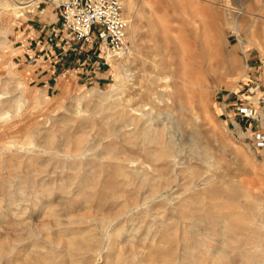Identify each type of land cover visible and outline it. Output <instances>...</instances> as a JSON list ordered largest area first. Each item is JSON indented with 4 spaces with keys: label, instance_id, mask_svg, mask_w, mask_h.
<instances>
[{
    "label": "rangeland",
    "instance_id": "1",
    "mask_svg": "<svg viewBox=\"0 0 264 264\" xmlns=\"http://www.w3.org/2000/svg\"><path fill=\"white\" fill-rule=\"evenodd\" d=\"M30 1L0 0V264H264V0H122L85 76Z\"/></svg>",
    "mask_w": 264,
    "mask_h": 264
},
{
    "label": "built area",
    "instance_id": "2",
    "mask_svg": "<svg viewBox=\"0 0 264 264\" xmlns=\"http://www.w3.org/2000/svg\"><path fill=\"white\" fill-rule=\"evenodd\" d=\"M54 6L57 23L61 31L68 34L73 45V52L78 54L104 50L113 55L125 53L130 47L128 20L124 13L122 0H42ZM71 46V45H70ZM89 51H85V47ZM104 61H108L106 57ZM259 84L248 86L246 95L257 94ZM264 103V96L259 99ZM243 117L253 115L251 107L241 108ZM264 144V134L260 135Z\"/></svg>",
    "mask_w": 264,
    "mask_h": 264
},
{
    "label": "crops",
    "instance_id": "3",
    "mask_svg": "<svg viewBox=\"0 0 264 264\" xmlns=\"http://www.w3.org/2000/svg\"><path fill=\"white\" fill-rule=\"evenodd\" d=\"M50 8V7H49ZM21 17H25V15H22V16H20L19 18H21ZM18 18V19H19ZM85 51H89V47H86V49H84ZM96 52H97V50H95V51H90L89 53H83V54H81L83 57H82V59H83V61H84V63L83 64H80L78 61V72L79 73H82L83 75L86 73V74H88V72L89 71H91V72H95V71H93V69L94 68H96V64L97 63H95V62H97V60H94L95 58L96 59H98V57H99V55L98 54H96ZM101 52V51H100ZM76 55L78 54V53H75ZM79 55V54H78ZM81 55H79V56H81ZM104 60V59H103ZM95 61V62H94ZM104 62H106V61H104ZM80 65H83V66H85V67H81ZM91 66H92V68L93 69H91ZM85 76V75H84ZM264 77V76H263Z\"/></svg>",
    "mask_w": 264,
    "mask_h": 264
},
{
    "label": "bare ground",
    "instance_id": "4",
    "mask_svg": "<svg viewBox=\"0 0 264 264\" xmlns=\"http://www.w3.org/2000/svg\"><path fill=\"white\" fill-rule=\"evenodd\" d=\"M37 3L38 2H35V0L34 1H30V2H27V3H25V4H19L20 6H21V8H27V7H29V10H28V12L27 13H29V12H31L32 10L34 11L35 10V7H36V5H37ZM51 7V6H50ZM25 14V13H24ZM20 16H22V15H20ZM19 16V17H20ZM128 37H129V32H128ZM129 41H130V37H129ZM129 49H130V47H129ZM108 54L109 55H111L112 57H114V58H120V57H123L124 55H126V53H121V54H119V55H113V54H111L110 52H108ZM107 59V58H106ZM108 61H109V59H107ZM118 232L115 234L117 237L120 235V230H117ZM114 245H115V247L118 245V240L116 239L115 241H114ZM209 254V253H208ZM208 256V255H207ZM202 259H204V258H202ZM205 259H208V258H205ZM204 259V260H205ZM203 260V261H204Z\"/></svg>",
    "mask_w": 264,
    "mask_h": 264
}]
</instances>
